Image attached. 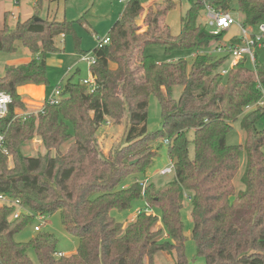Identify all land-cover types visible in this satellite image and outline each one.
<instances>
[{
    "label": "trees",
    "instance_id": "trees-1",
    "mask_svg": "<svg viewBox=\"0 0 264 264\" xmlns=\"http://www.w3.org/2000/svg\"><path fill=\"white\" fill-rule=\"evenodd\" d=\"M41 1L35 0L37 11ZM164 1L163 9L157 2L150 5L140 30L144 6L130 0L109 30L110 42L93 49L97 61L90 73L96 89L90 91L71 77L62 85L61 101L38 113L29 110L19 87L49 84L46 56L61 50L55 38L72 35L76 50L87 52L67 20L37 19L35 13L11 28L6 13L0 51L14 52L21 42L32 57L6 65L0 77V91L13 98L8 114L0 119V194L20 200L24 207L14 218L15 205H0V264H155L158 252H175L174 264H264V130L257 127L264 117V64L256 56L250 68L245 56L225 68L230 55L214 56L211 50L227 30L214 35L198 21L204 2L189 0L182 29L173 35L160 18L176 0ZM210 3L224 12L242 13L245 26L264 22V0ZM232 41H239L237 35ZM150 44H162L168 52H198L191 65L186 60L158 62L146 52ZM175 86L183 87L178 99L172 96ZM152 95L159 100L162 124L148 131ZM239 117L246 139L228 144L227 134ZM108 119L115 124L127 119V129L124 144L105 154L99 136ZM35 136L45 152L29 156L24 146ZM159 139L169 141L165 144L174 178L164 186L151 182L144 187L136 180L147 178L157 156L153 143ZM242 150L247 155L240 178L245 187L237 191L234 179ZM132 175L135 178L126 184ZM188 196L192 237L205 263L186 256L182 209ZM139 198L160 216L141 211L124 227L111 211L130 208ZM57 212L65 229L78 238L75 252H59L58 238L49 231L16 240L36 217Z\"/></svg>",
    "mask_w": 264,
    "mask_h": 264
},
{
    "label": "rangeland",
    "instance_id": "rangeland-1",
    "mask_svg": "<svg viewBox=\"0 0 264 264\" xmlns=\"http://www.w3.org/2000/svg\"><path fill=\"white\" fill-rule=\"evenodd\" d=\"M144 6V12L139 20V29L145 28V18L147 12L150 9V5L157 2L156 7L161 9L166 7L167 2L164 0H140ZM176 5L161 15V25H168L173 35H178L182 29L183 18L185 17L189 7V0H176ZM128 0L121 2L120 0H42L40 8L36 9L35 0H0V28L3 27L5 22V15L7 14V23L13 28L18 20H26L38 14L39 18L49 20H67L74 25L76 34L81 39V49L87 53H93V49L98 45V38H105L109 34V30L113 24L119 19L123 10L126 8ZM9 11V12H8ZM12 11V12H11ZM233 16L242 22V14L238 11L232 12ZM201 24L209 29L207 25V16L204 11L198 20ZM254 32L258 31V26L254 27ZM241 29L237 23L233 24L219 43L227 44L230 42L234 35H240ZM61 34L55 38L56 45L61 48V51L56 53H50L46 56L47 72L49 77V84L47 85V92L51 94L59 85H64L71 77L76 81H80L85 78H90V65L87 61L81 59L80 53L76 50L75 40L72 35H67L66 38H62ZM261 46H253L257 55L259 64H264V40L261 42ZM214 48V47H213ZM212 55L220 56L218 52H213ZM147 54L152 55L158 62L166 61H178L186 60L189 65L194 61L197 49H185L175 48L170 52L166 51L162 44H150L146 49ZM86 54V53H85ZM32 57V54L28 48L23 46L21 42H17V49L14 52L0 51V77L5 74L6 65H19L28 62ZM231 57L227 59L224 64L225 68H229L231 65ZM247 65L253 68L255 64L249 58ZM183 92L182 86H175L173 89V98L178 99ZM148 131H153L161 127V106L156 96L152 95L149 100L148 110ZM242 117H239L233 123L231 130L228 132L226 141L228 144L237 145L244 143L246 139V130L241 125ZM127 119H124L122 123L115 124L113 120L108 119L101 127V133L99 136V146L103 153L108 154L111 150L121 146L125 142ZM257 127L264 130V117L257 123ZM190 139V155L194 154V131L191 129L188 133ZM41 138L35 136L24 146V152L29 156H35L38 151L45 152ZM154 148L157 150V156L154 163L151 166L147 178L148 183H155L158 186H164L166 183L174 178V173L167 175H160L157 171L171 165V160L168 154L167 145L163 139H159L153 143ZM64 150L66 146L63 147ZM247 161L246 151L242 150L240 157V169L237 176L234 179L236 190L239 191L245 186L241 182L240 178L245 170ZM135 177L129 176L125 182L131 183ZM144 179V180H145ZM147 208V203L144 198H139L133 201L130 208L124 210L113 209L111 211L112 216L116 220L121 222L126 227L129 222L137 216L138 211ZM191 200L186 198L185 206L182 209V219L185 225V236L187 237L186 256L189 261H196L198 263H205L206 258L204 256L197 255L196 242L192 237L193 221L191 218ZM150 209V208H149ZM155 214L160 216L158 210L150 209ZM46 224L42 225L41 230L54 233L58 238V250L64 254H71L78 248V238L74 234L68 232L62 222V218L59 212L45 217ZM41 224V220L38 217L26 226L21 232L16 235L17 241H28L32 237L36 236L38 231L35 230V226ZM176 253L158 252L155 255V264H174Z\"/></svg>",
    "mask_w": 264,
    "mask_h": 264
},
{
    "label": "built area",
    "instance_id": "built-area-1",
    "mask_svg": "<svg viewBox=\"0 0 264 264\" xmlns=\"http://www.w3.org/2000/svg\"><path fill=\"white\" fill-rule=\"evenodd\" d=\"M121 2H124L126 0H120ZM130 1V0H128ZM205 4V12L207 16V25L209 26V31L214 34L218 35L223 30H228L233 24L237 23L241 29V34L238 37V42H233L232 38L235 37L234 35L230 42L227 44L217 43L215 47L213 48V52H218L222 54H229L231 57V66L236 64L240 59H242L245 56H248L252 62L255 61L256 53L253 48V46L258 45L261 46V42L264 40V22H260L258 26V31L254 32V27L252 26H245L243 22H240L237 20L231 12H224L222 10L216 9L211 3L210 0H201ZM99 39V38H98ZM98 44H107L110 42V37L107 36L103 39L100 38L98 41ZM81 59L83 61H87L90 66L94 65L97 61L96 55L94 53H83L81 55ZM228 72V69H223L222 73L226 74ZM83 84L87 85L90 91H94L97 87V83L94 80V78L91 76L90 78H85L81 80ZM61 93H62V86H58L51 94H49L38 110H35V113L43 112L45 107L47 105H54L61 101ZM13 102V98L10 94H8L5 91H0V119L5 117L8 112L10 105ZM263 103V102H262ZM26 115V114H25ZM4 141V135L0 131V145ZM165 143L168 144L169 141L165 140ZM160 175H167L174 173V163L171 161V165L164 167L163 169L157 171ZM139 182L142 186H147L148 181L145 180H136ZM190 200V197H187ZM3 204H11L15 205L17 208L13 214L14 218L19 217L21 212L24 210V207L21 205L20 200L18 199H11L10 197H7L6 195L0 194V205ZM145 211L147 213H152V211L149 208H145L142 210H139V212ZM38 219L41 220V224L35 226L36 231H40L43 224H46V220L44 216H38ZM63 253H59V255H62Z\"/></svg>",
    "mask_w": 264,
    "mask_h": 264
},
{
    "label": "crops",
    "instance_id": "crops-1",
    "mask_svg": "<svg viewBox=\"0 0 264 264\" xmlns=\"http://www.w3.org/2000/svg\"><path fill=\"white\" fill-rule=\"evenodd\" d=\"M242 17H244L243 14H242ZM62 38H66V36H63ZM80 48H81V45H80ZM19 92L24 96V101L26 102L29 110L31 111L32 110L35 111L41 108V106L43 105L45 101V98L49 95V93L47 92V85H44V84H40V85L32 84V83L24 84L19 87ZM40 141L42 143V140ZM135 218L136 216L132 218V220H134Z\"/></svg>",
    "mask_w": 264,
    "mask_h": 264
},
{
    "label": "water",
    "instance_id": "water-1",
    "mask_svg": "<svg viewBox=\"0 0 264 264\" xmlns=\"http://www.w3.org/2000/svg\"><path fill=\"white\" fill-rule=\"evenodd\" d=\"M37 19H40L39 17H37Z\"/></svg>",
    "mask_w": 264,
    "mask_h": 264
}]
</instances>
